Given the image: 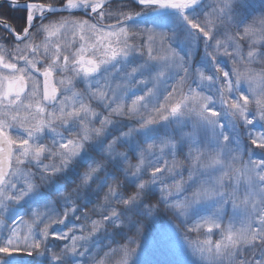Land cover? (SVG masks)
I'll return each instance as SVG.
<instances>
[{
    "label": "snow or ice",
    "instance_id": "1",
    "mask_svg": "<svg viewBox=\"0 0 264 264\" xmlns=\"http://www.w3.org/2000/svg\"><path fill=\"white\" fill-rule=\"evenodd\" d=\"M0 30V264H264V0H0Z\"/></svg>",
    "mask_w": 264,
    "mask_h": 264
},
{
    "label": "flooded vegetation",
    "instance_id": "2",
    "mask_svg": "<svg viewBox=\"0 0 264 264\" xmlns=\"http://www.w3.org/2000/svg\"><path fill=\"white\" fill-rule=\"evenodd\" d=\"M5 14L9 17L10 21H16V18L21 15V13H19V12H7ZM15 26L17 28H20L21 27L20 22L16 21ZM5 35L6 34L4 33V31L0 30V37H4ZM8 39H11V37H9Z\"/></svg>",
    "mask_w": 264,
    "mask_h": 264
},
{
    "label": "trees",
    "instance_id": "3",
    "mask_svg": "<svg viewBox=\"0 0 264 264\" xmlns=\"http://www.w3.org/2000/svg\"><path fill=\"white\" fill-rule=\"evenodd\" d=\"M89 208H91V205H89ZM95 218V217H93ZM166 219V217H162V221ZM122 242V241H121ZM143 260H164V259H172L171 257L168 256H163V255H155V256H143L141 257Z\"/></svg>",
    "mask_w": 264,
    "mask_h": 264
},
{
    "label": "rangeland",
    "instance_id": "4",
    "mask_svg": "<svg viewBox=\"0 0 264 264\" xmlns=\"http://www.w3.org/2000/svg\"><path fill=\"white\" fill-rule=\"evenodd\" d=\"M198 59H199V56H197V60H198ZM226 70H229V71H230V65H229V67H228ZM245 142H247V138H246V137H245ZM256 155H257V157L260 156V150H256ZM168 257H171L172 259L180 258V257H173V256H171V255H169Z\"/></svg>",
    "mask_w": 264,
    "mask_h": 264
}]
</instances>
